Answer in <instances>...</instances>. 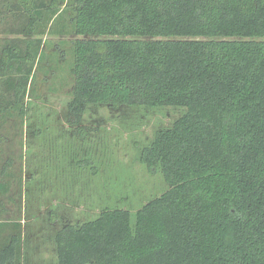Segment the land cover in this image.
Returning <instances> with one entry per match:
<instances>
[{
    "label": "trees",
    "instance_id": "16d2710c",
    "mask_svg": "<svg viewBox=\"0 0 264 264\" xmlns=\"http://www.w3.org/2000/svg\"><path fill=\"white\" fill-rule=\"evenodd\" d=\"M36 32L70 37L68 124L89 105L184 109L140 153L168 188L133 220L106 207L63 225L56 264H264V0H0L3 117L24 116L52 58ZM22 245L0 218V264H22Z\"/></svg>",
    "mask_w": 264,
    "mask_h": 264
},
{
    "label": "rangeland",
    "instance_id": "374dc122",
    "mask_svg": "<svg viewBox=\"0 0 264 264\" xmlns=\"http://www.w3.org/2000/svg\"><path fill=\"white\" fill-rule=\"evenodd\" d=\"M36 36L52 58L35 70L24 116L3 117L0 111V170L5 166L10 186L0 196V218L21 223L22 264H56L54 235L63 225L94 219L106 207L127 209L133 220L168 188L140 153L184 109L89 105L81 122L70 125V37L36 32L31 38ZM9 38L0 33V45Z\"/></svg>",
    "mask_w": 264,
    "mask_h": 264
}]
</instances>
